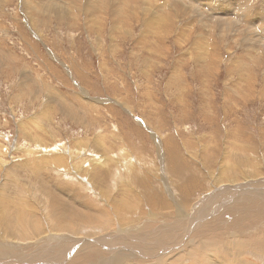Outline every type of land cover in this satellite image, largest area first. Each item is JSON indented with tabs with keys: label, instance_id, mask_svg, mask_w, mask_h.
<instances>
[{
	"label": "rangeland",
	"instance_id": "1",
	"mask_svg": "<svg viewBox=\"0 0 264 264\" xmlns=\"http://www.w3.org/2000/svg\"><path fill=\"white\" fill-rule=\"evenodd\" d=\"M253 178L264 179V0H0V264H36L88 234L105 241L66 264H116L113 242L124 263L159 264L173 251L131 237L229 236L236 218L258 219L248 194L239 209L230 197ZM215 186L226 198L205 197ZM77 209L88 221L55 225ZM186 255L174 264H193Z\"/></svg>",
	"mask_w": 264,
	"mask_h": 264
},
{
	"label": "bare ground",
	"instance_id": "2",
	"mask_svg": "<svg viewBox=\"0 0 264 264\" xmlns=\"http://www.w3.org/2000/svg\"><path fill=\"white\" fill-rule=\"evenodd\" d=\"M200 1V0H199ZM174 4V2H173ZM205 4V3H204ZM171 7V6H170ZM168 7V8H170ZM201 7V6H200ZM163 8V7H162ZM190 8V7H189ZM188 9V8H187ZM186 9V10H187ZM53 11V10H52ZM197 11V10H196ZM192 13V12H191ZM53 14V13H52ZM218 20V19H216ZM219 22V21H217ZM227 22V20H226ZM222 23V22H221ZM61 156V155H59ZM58 155H54V156H51V158L55 161H57L60 157ZM128 160V159H127ZM59 161V160H58ZM102 161V159H101ZM100 161V162H101ZM106 161V160H105ZM108 161V159H107ZM46 162V161H44ZM42 162V163H44ZM65 163V162H64ZM103 163V162H102ZM101 164V163H100ZM106 164V162H105ZM122 164V163H121ZM73 165V164H72ZM74 167V166H73ZM75 170V168H72ZM71 169V170H72ZM69 170V169H68ZM73 170V171H74ZM224 171V170H223ZM77 172V171H76ZM75 174V172H73ZM224 174V173H223ZM226 175V174H225ZM68 176V175H67ZM225 177V176H224ZM222 180V178H220ZM229 179V178H228ZM231 179V178H230ZM236 179V178H235ZM252 179V178H251ZM227 180V179H225ZM223 181V180H222ZM234 181V180H233ZM264 181V179H263ZM261 182L258 180H253L250 181L248 183H246L245 185H243V188L244 190L242 192H236L235 193H232V196L230 197H233V202H234V206L239 209L240 207L238 206V203L237 201L239 202L240 200V196H243L241 194L244 193V196L245 194H248L247 197H249V199L251 200L252 204H251V207H250V204L249 206H246L248 208V211L252 214L254 213L255 211H257V216H258V219H255V221L253 220H250L248 223H243L242 222V218L239 217V218H236V221L233 220L234 222H231V223H228V233H229V236H227L226 233L224 232H221V233H216L212 235V239L210 237V239H208L207 237L205 239H208V240H205V242H200V241H194V240H191V241H188L187 243L183 244L184 239L183 237L180 238V240H176L175 242L171 243V241H167L166 243L164 241H161L157 239V241H151L149 240L150 238L152 237H149L148 239H146L145 241H143V237L142 236H139V235H135L133 237H131L135 243H140V242H145L147 243L145 245V247H147V250L150 252V251H156L158 253L160 252H163V251H173L171 252V254H166V256L164 258L160 257L157 262L159 264L163 263L165 264L164 262L169 260V263L170 264H174L176 262H179L180 260H183V258L185 257L184 254H188L189 256L188 257H192V261H193V264H227V261L226 259H228V264H252V261H247L245 260L243 257L244 256H250V257H253L255 259V261L258 262H261V264H264V189L262 190L261 187H264V182ZM221 182V181H220ZM227 184H228V180L226 181ZM225 182V183H226ZM232 183V181H230ZM222 183V182H221ZM224 184V183H223ZM221 185V184H219ZM229 185V184H228ZM231 185V184H230ZM235 185V184H234ZM214 186V185H213ZM227 188V187H226ZM235 186L231 187V189H234ZM238 188V187H237ZM223 191H224V188H222L221 186H215L212 190H211V193L209 196H205V197H208L209 199H211V201L213 200H216L217 197L221 200V198H223L224 194H223ZM227 191H228V188H227ZM226 191V192H227ZM232 191V190H231ZM234 192V191H232ZM231 193V192H230ZM222 196H221V195ZM228 194V193H227ZM203 196V197H204ZM229 197V198H230ZM246 197V198H247ZM215 198V199H214ZM226 198V197H224ZM244 198V197H243ZM245 198V199H246ZM213 199V200H212ZM245 201V200H244ZM249 201V200H247ZM230 202V201H229ZM228 202V203H229ZM242 202V201H241ZM249 203V202H248ZM203 204V203H202ZM240 204V203H239ZM233 205V203H232ZM202 206V205H201ZM211 206V205H210ZM224 206V205H223ZM244 206V207H245ZM208 208V207H207ZM245 208V209H247ZM244 208H242L241 211H243ZM73 210V209H72ZM79 210L77 213H72V217H69L67 219H65L63 221L64 223H58V224H55L57 227L58 225L61 226V228H65V229H69V231L71 232L70 228L73 229V225H75L77 223V221L81 222L80 220H84L85 222L88 221L87 217L90 216L91 214H88V216H85V214L83 215L82 213H79L80 212V209H77ZM75 211V210H74ZM215 211V209H211L210 211H208L207 213H205V215H212L213 212ZM217 211V210H216ZM240 210L236 211L235 213H239ZM209 213V214H208ZM216 213V212H215ZM65 214V213H64ZM67 214V213H66ZM70 214V213H69ZM249 214V213H248ZM250 214V215H251ZM63 215V214H62ZM253 215V214H252ZM64 216V215H63ZM62 216V217H63ZM71 216V215H70ZM232 216V215H231ZM247 216V215H246ZM256 216V215H255ZM61 217V218H62ZM67 217V216H65ZM238 217V215L236 216ZM90 218V217H89ZM92 218V216H91ZM205 216H198L196 217V221H190L192 224H190V227H187L188 228V231L189 232H195V230L198 228V226H203V223L205 222L204 219ZM235 217L233 216V219ZM253 218H256V217H253ZM249 219V218H248ZM91 220V219H90ZM231 220V218H230ZM57 221V220H56ZM60 221V222H61ZM95 221V220H94ZM59 222V221H58ZM92 222V221H91ZM89 221V223H91ZM82 223V222H81ZM54 224V223H52ZM189 224V223H188ZM72 225V226H71ZM54 226V225H53ZM78 226V225H76ZM189 226V225H188ZM215 227V226H214ZM174 228V227H173ZM227 228V226L225 227ZM60 229V228H59ZM175 229V228H174ZM200 229V227H199ZM213 229V228H211ZM235 230L236 233L234 234H230L232 230ZM177 230V229H175ZM198 230V229H197ZM201 230V229H200ZM219 230V228H218ZM67 231V230H66ZM74 231V229H73ZM121 231V230H119ZM127 231V230H125ZM187 231V230H186ZM242 231V232H241ZM10 232V230H8V233ZM200 235H202V232L200 231ZM211 233V232H210ZM242 233V235L240 234ZM252 233V234H250ZM133 233L131 234H127L125 233L123 235V237H126L125 235H132ZM250 234V235H248ZM82 235V234H81ZM95 235V234H94ZM94 235L92 234H88L86 236H88L89 238H85L84 236V239H79L78 237L77 240L75 239V241L70 245L68 246V249L66 250V248L63 250V252L61 253V255H57L56 252L54 251V257L51 256V257H47V258H44L42 259L40 262L36 263V264H66L67 261H69V263L73 260V261H76L78 260L79 258L81 257H84L85 255L88 256L89 253H96L95 249H97V244H103V242L105 241V239H103L104 241L101 242L100 240L101 239H96L97 242H92V241H95L94 239ZM109 235V234H108ZM115 235V234H114ZM185 235H188V232L185 234ZM206 235V233H205ZM19 236L21 238H23V234L20 235L16 232H13V235L11 236L12 239L14 240H17L19 238ZM97 236V235H96ZM147 236V235H146ZM29 236L27 235V238ZM101 237V236H100ZM148 237V236H147ZM81 238V236H80ZM121 238V237H120ZM107 239V238H106ZM175 239V238H174ZM173 239V240H174ZM20 240V239H19ZM22 240V239H21ZM26 240V239H25ZM24 240V241H25ZM115 240V239H114ZM163 240V239H162ZM207 241V242H206ZM208 241L210 243H208ZM112 242V241H111ZM120 242V241H119ZM108 243V241H107ZM22 244V243H21ZM115 244V245H114ZM118 243L116 242H113L112 244H109V245H106L105 246V249L107 250L106 252L110 255L112 254H118L119 258L117 259L116 261V264H128V263H124V261H126V256L124 257L122 255L121 252L117 251L116 249V245ZM25 245V244H24ZM179 245V246H178ZM29 246V245H28ZM32 246V245H31ZM99 246V245H98ZM209 246H211L209 248ZM16 247V244H14V248ZM20 247V246H19ZM50 247V246H49ZM49 247H47L46 249H48ZM128 247V246H127ZM160 247V248H158ZM17 248V247H16ZM100 248V247H99ZM152 248V249H150ZM51 249V248H50ZM129 249V248H128ZM238 249V250H237ZM24 250V249H22ZM45 250V249H44ZM129 250L132 251V249L130 248ZM211 250V252H213L214 256H211V253H208L207 251ZM34 251V250H33ZM38 251V250H37ZM46 251V250H45ZM49 251V250H47ZM52 251V250H51ZM50 251V252H51ZM52 251V252H53ZM44 252H42L41 254H43ZM103 253V252H102ZM134 253H139V252H134ZM222 254L223 256L219 255ZM40 254V255H41ZM98 254V253H97ZM162 254V253H161ZM39 255V254H38ZM44 255V254H43ZM90 255V254H89ZM163 255V254H162ZM184 256V257H183ZM21 257V256H20ZM116 257V256H115ZM187 257V255H186ZM187 257V259H188ZM237 258L236 260L234 258ZM21 258H24V257H21ZM20 258V259H21ZM86 258V257H85ZM17 259V258H16ZM97 259V258H96ZM116 259V258H115ZM15 260V259H14ZM18 260V259H17ZM16 260V261H17ZM23 260V259H22ZM27 258L25 259L24 262H16V261H7V262H3L1 261V264H31L29 263V261H26ZM37 260V259H36ZM35 260V261H36ZM71 260V261H70ZM91 260V259H90ZM251 260V259H250ZM21 261V260H20ZM43 261V262H42ZM191 261V262H192ZM72 263V262H71ZM183 264V263H182Z\"/></svg>",
	"mask_w": 264,
	"mask_h": 264
}]
</instances>
